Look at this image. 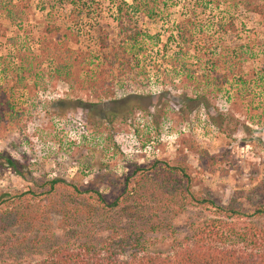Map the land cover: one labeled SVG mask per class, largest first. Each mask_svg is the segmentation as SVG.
I'll return each instance as SVG.
<instances>
[{"label":"rangeland","instance_id":"374dc122","mask_svg":"<svg viewBox=\"0 0 264 264\" xmlns=\"http://www.w3.org/2000/svg\"><path fill=\"white\" fill-rule=\"evenodd\" d=\"M183 2L0 0V192L57 176L113 196L133 164L185 155L193 191L246 211L264 203V15L238 16L237 35L205 40L214 57L247 44L235 70L209 68L208 52L184 82L168 35L186 16L209 27L220 9L187 13ZM181 52L193 62L192 49ZM202 93L203 104L187 101ZM207 213L169 215L151 250L168 253Z\"/></svg>","mask_w":264,"mask_h":264},{"label":"trees","instance_id":"16d2710c","mask_svg":"<svg viewBox=\"0 0 264 264\" xmlns=\"http://www.w3.org/2000/svg\"><path fill=\"white\" fill-rule=\"evenodd\" d=\"M182 7L187 13L220 9L219 16L207 22L209 27L202 26L197 16H186L168 35L176 43L174 56L179 53L178 71L184 82L196 80L190 68L199 66L208 52L209 68L220 64L226 72L235 70L237 61L246 57L241 48L247 44H238L237 53L227 48L214 57L211 50L216 54V49L205 40L216 45L227 33L237 35L238 16L264 15V4L258 0H186ZM184 45L192 49L193 62H188V53H180ZM228 61L230 65H225ZM120 62L130 68L127 58ZM204 97L202 93L187 101L203 104ZM182 156L133 164L113 196L103 194L97 185L57 176L44 180L39 188L0 192V264H264V203L248 211L237 204H215L192 190ZM2 157L25 177L15 160ZM192 208L209 213L190 219L189 235L172 242L168 253L152 251L153 235L161 229L171 231L167 217ZM50 212L56 217L52 225Z\"/></svg>","mask_w":264,"mask_h":264}]
</instances>
